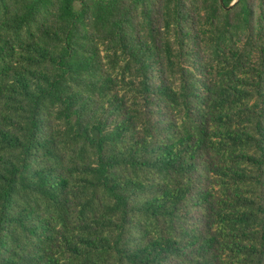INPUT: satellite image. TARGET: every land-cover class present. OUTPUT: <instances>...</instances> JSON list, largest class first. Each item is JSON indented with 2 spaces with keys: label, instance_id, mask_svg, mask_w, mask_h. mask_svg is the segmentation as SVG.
Listing matches in <instances>:
<instances>
[{
  "label": "trees",
  "instance_id": "16d2710c",
  "mask_svg": "<svg viewBox=\"0 0 264 264\" xmlns=\"http://www.w3.org/2000/svg\"><path fill=\"white\" fill-rule=\"evenodd\" d=\"M0 264H264V0H0Z\"/></svg>",
  "mask_w": 264,
  "mask_h": 264
}]
</instances>
